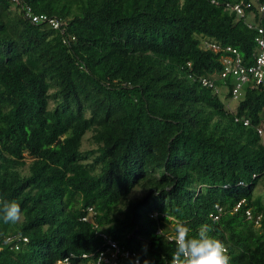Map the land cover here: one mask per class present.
I'll return each instance as SVG.
<instances>
[{"label":"trees","instance_id":"obj_1","mask_svg":"<svg viewBox=\"0 0 264 264\" xmlns=\"http://www.w3.org/2000/svg\"><path fill=\"white\" fill-rule=\"evenodd\" d=\"M242 1L243 16L228 6ZM260 3L0 0V202L22 210L0 220V264L97 263L82 255L101 232L168 264L178 222L208 225L229 264H264V86L234 99L225 52L205 44L254 62Z\"/></svg>","mask_w":264,"mask_h":264},{"label":"built area","instance_id":"obj_2","mask_svg":"<svg viewBox=\"0 0 264 264\" xmlns=\"http://www.w3.org/2000/svg\"><path fill=\"white\" fill-rule=\"evenodd\" d=\"M13 5L21 4V0H10ZM213 2H217V0H212ZM230 8H233L237 11V13L241 16L245 14L244 2H240L234 5L228 3ZM247 6H251V2L247 4ZM246 6V7H247ZM258 9L261 13H264V4L260 3ZM27 16L34 23L39 22H48L54 27H59L60 22L56 17H50L46 13H35L33 10L28 7ZM251 26V25H250ZM259 33L261 35L256 37V40L259 45V52L254 56V62H247L240 50L234 46L228 45L226 47L221 46L217 42H209L205 41V44L215 50V51H224L225 54L222 57V61L224 64V68L221 71V76L223 78L227 76H232L235 80V84L233 87V98L236 99L241 95L242 89L246 84H252L254 86H264V33L263 28H259ZM202 82L205 85L213 86L214 83L211 79L202 78ZM237 121L241 120V118H236ZM243 121L246 125L250 123L248 118H243ZM259 133L263 134V128H259ZM258 176V173H254V178ZM248 217L251 218V214L248 211ZM96 215V211L93 207H88V214L82 217L84 221L94 222V216ZM215 218L218 219L219 215H215ZM98 225V224H97ZM100 235L104 236L107 239L105 246L103 249H99L96 252L91 254H83V258H87L89 256H95L98 254L97 263L95 262H87V264H128L130 260H133L135 264H142L140 256L134 250L124 249L120 246L117 240H114L108 237V234L105 232H101ZM11 239V238H10ZM28 240L27 238H24ZM172 239V238H171ZM71 258H66L63 261H59V263L64 262L65 264H74L75 254H71ZM77 257V256H76Z\"/></svg>","mask_w":264,"mask_h":264},{"label":"clouds","instance_id":"obj_3","mask_svg":"<svg viewBox=\"0 0 264 264\" xmlns=\"http://www.w3.org/2000/svg\"><path fill=\"white\" fill-rule=\"evenodd\" d=\"M138 191L133 189L134 193ZM0 205V220L4 224L14 225L20 220L22 210L17 202L3 201ZM174 230L175 235L170 236V242L175 244V250L168 264H229L223 242L210 235L211 228L208 225H202L194 236L189 235L190 230L183 222L176 223ZM158 232L162 231L159 229ZM144 264H148V261L145 260Z\"/></svg>","mask_w":264,"mask_h":264},{"label":"rangeland","instance_id":"obj_4","mask_svg":"<svg viewBox=\"0 0 264 264\" xmlns=\"http://www.w3.org/2000/svg\"><path fill=\"white\" fill-rule=\"evenodd\" d=\"M89 135V134H88ZM88 135H87V137H88ZM86 137V138H87ZM87 144V143H86ZM256 191L258 192V194L257 195H259V196H261V197H263L264 198V190L262 189V186L259 184V187H257V189H256ZM142 194V191H138V192H135L134 194H132L131 196H132V198H134V197H138V196H140Z\"/></svg>","mask_w":264,"mask_h":264}]
</instances>
